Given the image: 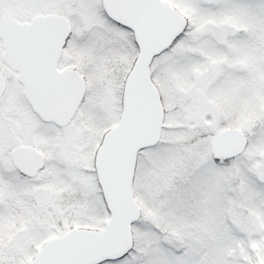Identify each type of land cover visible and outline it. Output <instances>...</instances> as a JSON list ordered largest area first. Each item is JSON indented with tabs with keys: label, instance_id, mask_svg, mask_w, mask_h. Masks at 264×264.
Segmentation results:
<instances>
[{
	"label": "snow or ice",
	"instance_id": "1",
	"mask_svg": "<svg viewBox=\"0 0 264 264\" xmlns=\"http://www.w3.org/2000/svg\"><path fill=\"white\" fill-rule=\"evenodd\" d=\"M0 264H264V0H0Z\"/></svg>",
	"mask_w": 264,
	"mask_h": 264
}]
</instances>
